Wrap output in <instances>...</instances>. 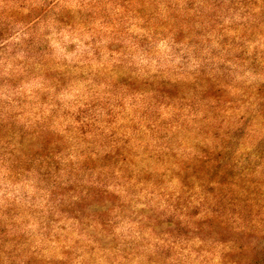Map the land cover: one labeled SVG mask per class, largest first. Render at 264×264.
<instances>
[{"label":"rangeland","instance_id":"1","mask_svg":"<svg viewBox=\"0 0 264 264\" xmlns=\"http://www.w3.org/2000/svg\"><path fill=\"white\" fill-rule=\"evenodd\" d=\"M0 264H264V0H0Z\"/></svg>","mask_w":264,"mask_h":264},{"label":"trees","instance_id":"2","mask_svg":"<svg viewBox=\"0 0 264 264\" xmlns=\"http://www.w3.org/2000/svg\"><path fill=\"white\" fill-rule=\"evenodd\" d=\"M213 137L219 138L218 132L212 134ZM229 141L223 140V147L221 151H209L204 149L206 155L189 166H184L179 171L178 176L181 178L184 186L190 187L194 181L200 180H218L223 185L228 184L230 171L227 169L228 161L222 160L231 157V150L229 149ZM222 158V159H220Z\"/></svg>","mask_w":264,"mask_h":264}]
</instances>
